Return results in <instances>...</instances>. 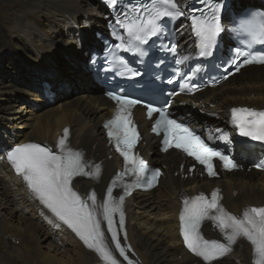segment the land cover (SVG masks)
<instances>
[{"label":"bare ground","instance_id":"1","mask_svg":"<svg viewBox=\"0 0 264 264\" xmlns=\"http://www.w3.org/2000/svg\"><path fill=\"white\" fill-rule=\"evenodd\" d=\"M257 2L263 3L227 0L234 9ZM107 14L98 0H0V264H100L11 174L5 150L22 142L55 144L68 129L69 146L87 161L100 162L98 178L76 181L75 188L103 196L120 161L106 145L101 127L113 106L87 70L86 57L95 48L96 33ZM181 33L186 36L185 29ZM233 106L264 108V66L243 68L219 86L200 92L183 114L213 132L227 128V112ZM133 113L143 136L137 149L150 163L163 166L164 174L155 189L126 200L128 240L141 264H205L179 241L180 194L219 188L224 205L236 213L264 205V172L247 168V161L257 157V148L235 141L232 150L241 169L218 178H206L198 168L190 175L188 160L173 150L158 151V138L148 133L150 122L143 121V111L135 108ZM252 258L251 246L239 240L230 256L212 264H252Z\"/></svg>","mask_w":264,"mask_h":264},{"label":"snow or ice","instance_id":"2","mask_svg":"<svg viewBox=\"0 0 264 264\" xmlns=\"http://www.w3.org/2000/svg\"><path fill=\"white\" fill-rule=\"evenodd\" d=\"M106 3L116 7L119 0H106ZM123 9V19L117 23L126 33L127 40L116 44L115 49L140 55L143 54V46L152 38L160 37L165 18L175 19L182 14L176 0H150L140 6L124 5ZM223 12L224 5L219 0H203L200 15L192 16V31L202 57L213 55L218 39L226 31ZM228 22L235 24V31L246 36V40L236 48V56L242 58V62H236L235 71L239 72L246 65H264V10H246L235 19L229 17ZM257 45L261 47L257 49ZM170 50L175 53L177 46L170 44ZM131 74L138 75L136 72ZM231 74L230 72L229 75ZM112 99L116 101L117 107L105 128L116 151L123 157L124 169L111 181L102 202H98L94 192L85 198L74 187L77 177L98 178L100 165H95L94 170H87L89 165L85 162L83 153L73 150L66 142L68 129H64L63 136L58 140L55 146L57 151L38 143H23L7 151L6 155L32 196L56 221L67 226L103 264H118L113 245L120 257L128 264H133L126 255V251L130 249L122 247L118 238L119 233H125L123 203L125 197L131 194L132 188L154 187L160 171L150 169L146 161L133 151L139 134L131 117V109L141 101L119 94H113ZM153 113H158V118L152 130L157 134L163 133L164 151L170 148L182 150L203 165L210 177L217 175L213 158H218L226 170L239 167L234 158L210 147L183 120L173 118L167 107L148 106V115L152 116ZM231 117L241 136L264 141V111L234 107L231 109ZM222 139L227 141L228 136L225 134ZM257 167L264 168V164ZM129 176L134 178L132 183H122L123 178ZM118 186L123 188V195L116 199L113 190ZM220 200L218 190L211 193L210 199L203 193L183 199L179 220L184 245L191 253L202 258L205 264H212L230 254L233 245L240 239H245L251 245L253 264H264V207H247L241 216H236L227 212ZM116 214L119 216L118 222L114 218ZM205 221H211L220 230L225 242L208 240L201 235V225ZM104 223L107 224L110 241L106 239ZM126 239L125 233V241Z\"/></svg>","mask_w":264,"mask_h":264},{"label":"rangeland","instance_id":"3","mask_svg":"<svg viewBox=\"0 0 264 264\" xmlns=\"http://www.w3.org/2000/svg\"><path fill=\"white\" fill-rule=\"evenodd\" d=\"M98 1H100V0H98ZM59 43V42H58ZM51 44V43H50ZM53 44H57L56 42L55 43H53ZM38 84V83H37ZM51 94V93H50ZM41 99L43 100V101H45L46 103H52V101L51 100H49L47 97H41ZM20 130H23V128H21Z\"/></svg>","mask_w":264,"mask_h":264}]
</instances>
